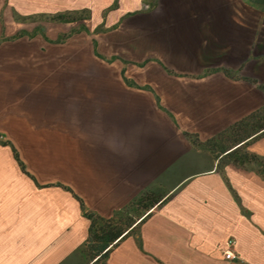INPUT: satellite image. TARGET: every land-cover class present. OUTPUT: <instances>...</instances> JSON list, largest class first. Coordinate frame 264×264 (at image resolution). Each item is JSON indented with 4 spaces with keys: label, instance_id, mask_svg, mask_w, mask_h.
Returning a JSON list of instances; mask_svg holds the SVG:
<instances>
[{
    "label": "crops",
    "instance_id": "0c3cea01",
    "mask_svg": "<svg viewBox=\"0 0 264 264\" xmlns=\"http://www.w3.org/2000/svg\"><path fill=\"white\" fill-rule=\"evenodd\" d=\"M262 108L255 0H0V264H264V175L203 145Z\"/></svg>",
    "mask_w": 264,
    "mask_h": 264
},
{
    "label": "trees",
    "instance_id": "16d2710c",
    "mask_svg": "<svg viewBox=\"0 0 264 264\" xmlns=\"http://www.w3.org/2000/svg\"><path fill=\"white\" fill-rule=\"evenodd\" d=\"M255 1L264 6V0ZM57 18L63 20L64 16ZM263 117L264 108L258 109L254 113L222 130L203 145L214 155L225 153L224 158L234 164L243 166L246 162H254L264 167V160H260L246 153L243 149L244 144L238 145L244 139L264 129ZM259 120H263V122L256 123ZM15 157L17 158L16 153ZM19 164L21 169L24 170L23 165L21 163ZM64 188L67 189L66 187ZM161 197L162 195L160 193L144 192L132 204L137 206V212H145L158 203ZM84 215L89 220L88 235L85 244V250L89 259L97 258L99 260L104 258L112 243L119 239L134 223V220L130 216L128 217L127 210H123L119 214H114L110 218H103L89 212H85Z\"/></svg>",
    "mask_w": 264,
    "mask_h": 264
},
{
    "label": "rangeland",
    "instance_id": "374dc122",
    "mask_svg": "<svg viewBox=\"0 0 264 264\" xmlns=\"http://www.w3.org/2000/svg\"><path fill=\"white\" fill-rule=\"evenodd\" d=\"M145 5V4H144ZM144 5H142V9H144V10H147V9H150L151 8V6L150 5H148V8L147 9H145V7H144ZM81 16V15H80ZM264 118V117H263ZM261 122H263V120H259V122H256V123H261ZM249 129V128H248ZM193 138H195L196 139V137L195 136H192ZM244 166L245 167H247V168H251V169H254V170H256L257 172H259V173H261L262 175H264V167H262V165L261 164H259V163H254V162H246L245 164H244ZM133 211V210H132ZM137 213H139V212H137ZM131 216H133V215H131ZM129 217V216H128ZM132 218V217H131ZM133 219V218H132Z\"/></svg>",
    "mask_w": 264,
    "mask_h": 264
},
{
    "label": "built area",
    "instance_id": "2783aa9c",
    "mask_svg": "<svg viewBox=\"0 0 264 264\" xmlns=\"http://www.w3.org/2000/svg\"><path fill=\"white\" fill-rule=\"evenodd\" d=\"M145 9L148 8V5L145 4L144 5ZM234 245V241L233 240H227L225 241L224 243V250H223V255H224V258L225 259H232L234 256H233V253L231 251V247Z\"/></svg>",
    "mask_w": 264,
    "mask_h": 264
}]
</instances>
